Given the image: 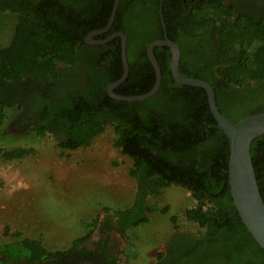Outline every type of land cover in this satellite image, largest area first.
Segmentation results:
<instances>
[{"label":"trees","instance_id":"obj_1","mask_svg":"<svg viewBox=\"0 0 264 264\" xmlns=\"http://www.w3.org/2000/svg\"><path fill=\"white\" fill-rule=\"evenodd\" d=\"M115 1L0 0V140L14 134L5 127L9 114L17 116L12 123L19 135L34 124L30 133L53 134L69 150L89 146L112 126L115 146L133 160L131 174L138 184L131 206L113 211L124 221L121 232L154 221L149 213L166 210L149 200L151 194L157 196L163 186H182L194 200L184 215L197 229L194 234L182 229L192 238L175 250L170 263L264 264V248L233 201L230 138L212 113L207 91L174 78L170 47L154 48L162 71L154 94L138 100L110 95L109 84L125 72L122 38L98 45L85 38L108 25ZM194 1L120 0L114 26L94 37L106 39L116 31L127 35L129 73L115 92L151 91L157 73L148 48L168 35L181 48L180 72L209 82L227 118L237 122L264 112V91L255 90L257 83L264 85V13L255 11L263 0ZM65 55L66 65L84 64L86 70L76 71L84 74L80 84L53 97V82L63 76L57 64ZM31 152L16 147L3 155L22 158ZM251 153L264 198V134L254 138ZM97 223L98 218L87 226ZM11 236L0 240V254L7 257L0 256V264H43L49 258L55 259L47 263L55 264L89 238L77 239L69 250H50L42 236Z\"/></svg>","mask_w":264,"mask_h":264},{"label":"rangeland","instance_id":"obj_2","mask_svg":"<svg viewBox=\"0 0 264 264\" xmlns=\"http://www.w3.org/2000/svg\"><path fill=\"white\" fill-rule=\"evenodd\" d=\"M67 59L65 55L58 63L65 64ZM16 117L9 114L5 127L17 135L0 140V240L13 239L11 235L20 232L23 237L42 236L50 250H69L81 237L92 239L95 230L104 238L101 219L114 209L131 206L138 187L131 174L133 160L115 146L114 128L109 126L89 146L69 150L61 147L53 134L30 133L34 124L19 135L12 123ZM16 147L32 148V152L22 158H4V150ZM160 192L151 194L149 200L166 210L153 213L154 221L127 230L125 238L130 240L125 243L132 242L128 250L124 245L121 248L123 236H113L117 258L129 252L134 263L148 264L144 253L148 257L159 250L164 234L177 228L197 229V223L184 215L194 204L191 193L177 185L163 186ZM96 218V225L87 226ZM7 223L10 231L5 235Z\"/></svg>","mask_w":264,"mask_h":264},{"label":"water","instance_id":"obj_3","mask_svg":"<svg viewBox=\"0 0 264 264\" xmlns=\"http://www.w3.org/2000/svg\"><path fill=\"white\" fill-rule=\"evenodd\" d=\"M119 2L120 0H116L115 2V7L108 27L111 26L115 19ZM108 27L103 30H106ZM103 30H98L97 33L102 32ZM95 33L96 32H93L92 34ZM117 34L123 39L122 56L125 72L122 78L110 84L108 91L111 96L120 100H138L147 98L157 91L162 80L161 67L154 53V48L157 45H168L170 47L172 51L170 68L174 78L178 82L199 86L207 91L212 113L217 119L219 126L224 129L230 138L228 174L234 204L249 231L264 248V198L261 193L251 153V145L254 138L264 134V112L247 115L237 122H233L227 118L220 111V108L217 105L215 91L209 82L200 78L185 76L180 72L181 50L178 43L169 38L157 40L151 43L148 48L149 57L157 73L156 83L151 91L134 96L120 95L116 93L115 87L119 86L127 78L129 72V62L127 58V35L123 32H119ZM99 42L100 41L93 40L92 43Z\"/></svg>","mask_w":264,"mask_h":264},{"label":"flooded vegetation","instance_id":"obj_4","mask_svg":"<svg viewBox=\"0 0 264 264\" xmlns=\"http://www.w3.org/2000/svg\"><path fill=\"white\" fill-rule=\"evenodd\" d=\"M224 1L227 5H230V3L234 0H224ZM194 2H197V0H195ZM114 7H115V5H114ZM113 10H114V8H113ZM117 10H118V7H117ZM255 11L260 12V13H264V0L261 1L260 4H258ZM161 12H162V9H161ZM162 19L164 21V18H162ZM113 23H114V21L112 22L110 27H108V25H109V23H108V25L106 26L108 28L106 30H103L106 27H104L102 29H98V30H103L102 32L97 33L98 30L91 31L85 38L87 43L92 44V45L105 44V43L113 40L114 38L120 36L117 33L122 32V31H119V32L116 31V32L110 33L106 39H94L95 36L108 33L110 31V29L114 26ZM93 32H96V33L92 34ZM167 36L168 35H166V38H168ZM89 37H92V38H89ZM93 40L100 41V42L99 43H92ZM158 40H160V39H158ZM180 50H181V48H180ZM57 67H58V70L60 71L61 75H63V76H61L62 78H58L55 82H53V85L51 88V90H53V97H55L56 95L63 94L66 90L68 91L69 88L74 86V85L77 86L78 84H80V82H81L80 77L82 78L84 75L83 74V75L79 76V74L76 72V71H78V69H80V71L83 70L84 64H82V65L81 64H79V65L78 64L77 65H66V64H59L58 63ZM84 70H86V69H84ZM124 70H125V68H124ZM76 75H77V77H76ZM251 81H252L251 78L247 79V82H251ZM252 82L257 83V81H252ZM256 85H258V86L255 87V90L260 89V90H262V92L264 91V85L262 83H257ZM109 86H110V84H109ZM109 86H108V88H109ZM236 87L239 88V86H236ZM248 87H251V86L249 85ZM13 124H15V122ZM149 216H150V218L154 219L153 218L154 215L149 213ZM101 220L103 223L102 230L105 231L104 238L99 236L100 235L99 230H95V233L97 235H93L92 239H91V237H89V239H84V242L80 243L77 246V248L75 249V251H71L68 254H66L65 256L62 257L63 259L62 258L56 259L55 264H70V263H72V264H123V263L127 262V260L129 261V264H133L134 261H132V258L130 256L129 252H126L127 255H125V253H122L121 256L117 258L114 255L113 249H112L113 236H117V237L123 236L121 238L123 241V244H121V248H123L122 245H124L126 247V250H128V247L131 245L130 242L125 243V239L130 240L129 237L125 238V235H126L128 228L124 232H121L119 230L121 228V226H123V224H124L123 219H121V217L119 215H117L115 212L110 211L106 214V217L102 218ZM99 228L101 229V226ZM184 232L185 231H182L181 229H175L169 233L164 234L162 237L163 241L160 243V244H162V246L159 250L154 252L151 256L149 255L148 257L146 254L147 252L144 253L145 257L149 261L148 264H173V263H170V259L175 254V250L179 249V247L183 246L185 243H188L190 241V239L192 238L191 236L188 237L186 235L187 233L184 234ZM186 232H190V234L196 233L195 231H191V230H186ZM162 239H160V240H162ZM91 240H93V241L90 242ZM155 247H157V245ZM0 256L2 257V259L7 260V257L5 255L0 254ZM54 259L55 258H49L47 260H44L43 264H48L47 261H52ZM12 264H19V263L12 262ZM24 264H30V263L24 262ZM134 264H136V263H134Z\"/></svg>","mask_w":264,"mask_h":264}]
</instances>
